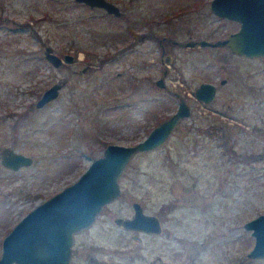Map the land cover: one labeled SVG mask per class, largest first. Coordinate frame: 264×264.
Here are the masks:
<instances>
[{
  "label": "rangeland",
  "instance_id": "rangeland-1",
  "mask_svg": "<svg viewBox=\"0 0 264 264\" xmlns=\"http://www.w3.org/2000/svg\"><path fill=\"white\" fill-rule=\"evenodd\" d=\"M112 1L119 14L77 0H0V246L107 142L141 138L182 96L189 114L131 155L119 194L73 232L67 264H264L246 256L253 235L243 226L264 210V54L183 44L238 26L209 0ZM45 45L73 57L54 65ZM62 77L57 94L35 105ZM203 80L216 85L207 105L193 92ZM6 148L30 160L6 165ZM133 200L159 216V232L114 221Z\"/></svg>",
  "mask_w": 264,
  "mask_h": 264
},
{
  "label": "water",
  "instance_id": "water-1",
  "mask_svg": "<svg viewBox=\"0 0 264 264\" xmlns=\"http://www.w3.org/2000/svg\"><path fill=\"white\" fill-rule=\"evenodd\" d=\"M77 1L101 6L114 14L121 12L112 0ZM209 7L218 15L236 19L238 26L223 37L189 38L183 44H226L237 54H264V0H209ZM44 54L54 65L73 57L68 52L59 56L50 45H45ZM65 80L62 77L46 86L35 100V105L53 98ZM156 83L163 84L162 77H157ZM214 89L213 82L203 80L194 88V95L206 101L213 97ZM189 111V104L180 96L175 109L141 138L132 143L107 142L102 153L93 157L74 180L35 203L3 234L0 264H67L73 232L91 223L101 206L119 194L117 177L131 155L162 142ZM4 150L8 154L1 156V162L11 167L30 160V156L22 152L9 148ZM131 205L130 214L114 217L118 225L150 233L161 230L156 213L145 211L137 200H133ZM243 226L253 235L246 256L264 257V210L245 219Z\"/></svg>",
  "mask_w": 264,
  "mask_h": 264
},
{
  "label": "flooded vegetation",
  "instance_id": "flooded-vegetation-1",
  "mask_svg": "<svg viewBox=\"0 0 264 264\" xmlns=\"http://www.w3.org/2000/svg\"><path fill=\"white\" fill-rule=\"evenodd\" d=\"M208 81H211V80H208ZM223 81H224V80H223ZM200 82H201V81H200ZM200 82H199V83H200ZM211 82H213V81H211ZM199 83H198V84H199ZM213 83H214V82H213ZM196 86H197V85H196ZM196 86H195V87H196ZM195 87H194V88H195ZM215 89H216V85H215ZM193 92H194V89H193ZM197 98H198V97H197ZM198 99H199L201 102L205 103V101H204L203 99H201V98H198ZM206 102H207V101H206ZM205 105H207V104L205 103ZM149 233H150V232H149Z\"/></svg>",
  "mask_w": 264,
  "mask_h": 264
}]
</instances>
